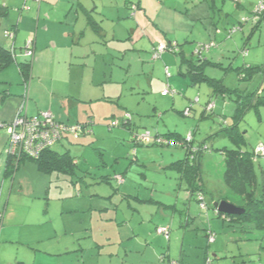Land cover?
Returning <instances> with one entry per match:
<instances>
[{
    "label": "rangeland",
    "instance_id": "rangeland-1",
    "mask_svg": "<svg viewBox=\"0 0 264 264\" xmlns=\"http://www.w3.org/2000/svg\"><path fill=\"white\" fill-rule=\"evenodd\" d=\"M236 1L185 0L189 12L205 8L206 14L196 16L180 8L177 0H152L153 12L160 10L156 22L165 33L163 41L166 44L175 42L180 56L164 52L158 60L151 61L149 49H142L143 45L140 43V40H144L143 34L137 35L134 43L125 37V41L128 42L126 46L131 52L126 58L121 57L120 53L111 54L106 50L91 54L85 57V60H74L70 57L65 66L66 72L70 69L75 75L74 78H77L81 71L86 70V77L93 81L95 90H99L94 102L95 110L107 116H104V119L103 116L98 117L103 120L97 121L91 127L93 134L81 136L78 140L70 137L73 144H66L65 149L56 147L53 149L60 155L69 151L70 156L75 158L76 166L66 169L67 171L61 166L62 161L55 162L53 166L44 165V169H41L38 164L22 159L18 164L14 163L15 169L9 176L3 178L4 159L7 158V149H4L0 159V194L41 196L44 202L49 203L48 218L53 219L55 235L57 232L61 233L62 224L69 221L70 229H75V223L82 218L85 224L92 222L96 229L100 225L110 224L109 222L117 224L116 238L119 240L121 224L125 219H129L131 215L142 216L149 223L150 215L154 216L158 209L170 210L168 207L174 205L177 195L185 194L186 189L191 188L188 187L186 176L180 172L183 180L180 179L177 171L163 167V158H160L162 152H169L165 155L172 154L174 158L180 156L179 159L183 160L185 149L172 146L136 147L137 154L139 151H145L146 156L141 161L136 155L134 163L131 156L133 147L130 143L132 136L148 131L153 136L154 134L170 136L177 133L181 137L173 136L174 138L185 139L187 134H192L189 143L185 142V148H189L190 151L194 149L204 151L200 152V157L194 165L197 167L199 164L197 183L202 186L203 199L199 198L204 200L201 207L206 209L200 210L201 214H196L197 216L191 212L188 226L185 222L181 227L179 225L173 227L169 241L159 236L165 245V251L157 256L160 264L161 258L167 255L166 247L172 243L170 255L172 258L169 256V259H178L179 252L183 251L182 264H199V254L207 249L211 257L216 256V260L213 259L215 264H264V228L259 229V224H255L257 222L223 220L217 217L213 210V203L228 202L234 198L222 177L223 151L236 148L226 131L227 127L234 123L236 105L233 101L236 97H230L224 105L221 97L211 98L213 91L207 85L199 84L193 87L188 78L181 74L186 73L185 68L181 67V59L195 62L196 57L193 54L197 46L216 42L220 46L210 50L205 56L223 53L219 55L220 67L204 66L202 73L209 78L220 80L229 89L254 93L253 101L258 95L264 96V90H260L261 81L254 85L240 81L237 77V70L249 64L259 49L258 43L262 39V33L260 30L250 31V26L246 24L242 31H238L230 39L226 38L228 30L232 28L231 25H237L239 19L245 18L248 14L239 13L240 8L234 3ZM126 19L133 23V29H137V20H132V17ZM118 37L116 39L121 38L120 35ZM110 39L108 38V43H111ZM105 45L102 41L103 49ZM157 47L158 45L154 49ZM242 50H247V57L241 56ZM130 57L139 58L143 65L129 63ZM144 57L146 58L142 61ZM123 63H127V66ZM81 64H86V67ZM165 69L169 71L168 79ZM57 73H62L58 66ZM112 84L114 90L111 94ZM169 87L175 94L161 97V91ZM103 93L110 98H103ZM197 97L200 102L194 108L192 118L184 117L183 110ZM208 97L214 102L215 109L212 115L203 116V107ZM126 112L133 116L131 125L123 131L121 127L108 130L107 123L113 120L121 121ZM236 131L245 138V144L239 146L241 151L251 152L259 143L264 146V107H257L255 101L238 121ZM201 144L206 145L210 151L206 152ZM255 172L257 176L255 192L264 199V160L259 159L255 163ZM190 174V179L194 178L192 171ZM114 175L121 176L124 182H128V193L118 192L119 187L115 185L117 182L111 181ZM252 189L250 187L247 191L251 193ZM242 198L246 201L244 197ZM160 203L163 206H160ZM245 203L247 204V201ZM40 204L43 202L38 201V204H35L36 208H39ZM183 209H185L183 212H176L177 219L180 218L179 215L185 216L186 208ZM65 211H70V214H65ZM205 214H208L206 219ZM114 218L115 223L112 221ZM141 230L145 233L146 227H142ZM208 231L216 235V241L209 246L206 236ZM88 233L93 234L92 231ZM76 234L80 235V232Z\"/></svg>",
    "mask_w": 264,
    "mask_h": 264
},
{
    "label": "crops",
    "instance_id": "crops-1",
    "mask_svg": "<svg viewBox=\"0 0 264 264\" xmlns=\"http://www.w3.org/2000/svg\"><path fill=\"white\" fill-rule=\"evenodd\" d=\"M177 1L180 8L189 12L185 0ZM133 2L138 5L134 16L130 15L129 9ZM234 3L240 8L239 13L243 15L253 9L256 0H237ZM159 11L153 12L152 0H40L39 3H27L24 0H0V50H4L8 57L4 62L1 59L0 63V124H7L13 120L24 97V112L28 117L48 111L57 121L66 124H77L88 119L92 120L93 124H96L97 121L102 122L107 115L100 114L95 110L94 102L99 90L96 91L93 81L86 77V70L81 71L79 77L74 78L75 75L71 73L70 69H68V73L66 72L65 66L70 57L74 60H82L104 50L111 54L116 53V55L120 53L121 57L126 58L131 52L126 46L128 42L125 41V37L134 43L135 37L143 34L146 42L140 40L143 45L142 49H149L151 61L158 60L159 58L153 59L154 48L159 44L166 45L163 41L165 33L156 22ZM189 13L200 16L205 13V8H201L199 11L192 10ZM127 17L137 20V29H133V23L128 21ZM261 25L264 26V24ZM9 31L14 32L12 39L6 36V32ZM218 31L217 34H219ZM260 32L262 39L258 43L259 49L252 57L251 62L238 70L242 72L245 67L250 72L249 84L257 85L261 81L260 90H264L262 69L264 27L260 29ZM119 35L121 38L116 39L119 38ZM108 38H111L109 41L111 43H108ZM102 41L106 44L105 49H103ZM28 42L31 43L32 57L25 56V47ZM109 44H115V46L108 47ZM131 45L135 48L133 44ZM221 54L223 53L205 58L219 63ZM145 58L141 60L143 61ZM216 59L217 61H215ZM128 62L137 66L142 64L140 59L135 57H130ZM21 64L28 65L26 77L22 76L19 71ZM123 64L127 66V63ZM12 65L15 67H11ZM56 66L61 68L62 73L56 74ZM82 66L86 67V64ZM229 68L232 70V66ZM128 69H130V64H128ZM166 71L169 74L168 69H165ZM169 77L167 76V79ZM25 79L26 81H24ZM112 86L114 84L111 85V94L114 90ZM162 92L164 91L162 90L161 94ZM103 94V98H110L105 93ZM167 96L169 95H161L163 98ZM101 116H103L102 120L98 118ZM125 129L122 127V131ZM4 131L0 128V159L4 149H7V134ZM170 135L181 137L177 133ZM66 144H73V142L67 138L56 148L65 149ZM67 152L69 153V151ZM165 153L169 152L160 154V158H163V163L161 162L163 167L177 171L175 164L183 161L185 157L181 160L180 156L174 158L172 154L166 156ZM136 155L142 161L146 152L139 151ZM4 160L6 165L7 158ZM177 172L182 179L181 173ZM115 185L119 187V193L122 191L128 193V182ZM232 195L234 198L225 202L238 208H244L246 201L242 197ZM259 196L260 194L256 192L255 197ZM195 197V195L192 196L191 189H186L185 194L177 195L174 205H169L170 210L158 209L154 216L150 215L149 223L142 216L131 215L121 224L122 229L118 240L116 238L117 224L109 222L110 224L100 225L96 229L92 222L85 224L82 218L75 223V229H70L68 221V223L62 224L61 233L56 231L55 235L53 219L48 218L49 203L44 202L41 196L0 194V213L2 214L0 264H160L157 256L165 251V245L162 244L159 235L155 233L156 228L169 226L171 230L176 225L181 227L185 222L188 226L191 212L195 216L201 214ZM38 201H42L43 204L36 208L35 204H38ZM77 201L80 202V200ZM160 206H163L162 203ZM183 208H186L185 216L179 215L180 218L177 219L176 212H183L185 210ZM213 210L218 217L217 210ZM201 211L203 210L201 209ZM65 212V214H70V211ZM207 215H204L205 219ZM146 216L149 218L148 215ZM115 220L116 218L112 219L114 223ZM142 227H146L145 233H142ZM76 231L80 232V235H77ZM89 231H92L93 234H89ZM58 234L60 235L57 236ZM172 244H168L166 247L167 255L164 259L161 258V264H167L170 260ZM110 245L114 247L108 248ZM105 246L107 249L102 250L101 248ZM182 252H179V258L176 260L182 261ZM204 256L205 252L199 254V264H203ZM212 258L216 260V256H212Z\"/></svg>",
    "mask_w": 264,
    "mask_h": 264
},
{
    "label": "trees",
    "instance_id": "trees-1",
    "mask_svg": "<svg viewBox=\"0 0 264 264\" xmlns=\"http://www.w3.org/2000/svg\"><path fill=\"white\" fill-rule=\"evenodd\" d=\"M198 1L199 2H208V0H198ZM257 1L258 0H256V4H257ZM256 4H255V6H256ZM132 7H135V10H133ZM254 7H253V9H254ZM129 9L131 11V15H134L138 10L137 3H135V2L131 3L129 6ZM253 9L250 12H248V14L246 15L247 18L251 17ZM240 19H239L237 25H235V24L232 25V28H230L228 30L227 36H226L227 38L230 39L232 37V35H234L238 31H242L243 26L246 24H248L250 26V29H251L250 31L260 30L261 28L264 27L263 25H261V24H263L262 22L261 23H259V22L253 23L252 21H248L246 23H241ZM229 32H231V34H229ZM210 44L214 45V47L212 49H215L218 47V45L215 42H209L206 45H210ZM204 46L205 45H199L195 48L194 54H193V56L196 57L195 62H191L189 60L181 59V61H180L181 67L183 66L186 70V73H184V74L181 73V74L184 75L186 78H188L190 85L193 87H195L199 84L207 85L213 91L214 97L212 96L211 98L221 97L223 100L225 99L223 101L225 103L224 105H226V101L228 100V98H230L232 96L236 97V99L233 101V102H235V105H236V109H235V113H234V117H233L234 123L232 124V126L227 127V129H226L229 139L236 146V148L233 150L223 151L224 173H223L222 178H223L225 185L227 186V188L229 189V191L232 194H234L236 196H240V197L242 196L247 201L246 206L244 208H242V209H244L243 215L237 216V217H228V216L218 214V217L223 218V220L227 219L229 221H236V222H247V223L257 222L255 224H259V226L261 228V227H264V200L262 198V195H260L258 198L255 197V193H256L255 187H257V176H256V172H255V163H257L259 159L264 160V157L261 156V154L259 152H256V149L262 144L259 143L258 145H256L251 152L241 151L239 149V146L245 144L244 143L245 138L243 136H240L236 130H237L238 121L242 118V115L244 114V112L247 111L249 108H251V106H253L255 101H256L257 107H261V106L264 107V96L258 95L257 98H255L256 100L253 101V98L255 96L254 93H249V92L247 93V91L241 92L237 89H229V88L225 87L221 83L220 80L209 78L208 76H205L201 71L204 66L216 68V67H220V63H214L211 61V59L208 60L205 58L206 57L205 54L210 52V50H212V49H210L209 51H206L205 49H203ZM166 47L168 48V50H167L168 52H170L174 55L180 56V52L177 49L178 46L175 42L166 44ZM240 54L242 55V57H246L248 53H247V50H242L240 52ZM0 55H1L0 56V63H1V59L4 62L5 58H8L7 54L4 52V50H0ZM27 66L28 65H26V64L19 65V71L21 72L22 76L26 77ZM263 66H264V63H263ZM240 70H237L238 79L242 80V81L250 82V80H251L250 76H249L250 72H248V70L245 67L243 68L242 72H240ZM246 73H247V75H246ZM263 73H264V69H263ZM24 81H26V79ZM167 91H168L167 95H169V94L174 95L175 94V91H170V88H167ZM195 100L196 99H194L193 101H190L188 106L183 110L182 115L184 117L192 118V116H193L192 112H193L194 108L200 102L198 97H197V102ZM211 104L214 105V102H211L208 99L205 106L203 107V112H202L203 116L212 115V113L215 109V105H214L212 111L207 110V107ZM186 111H187V115H185ZM127 117H129V118H127ZM132 117H133L132 114H130L129 112H126L121 121L113 120L112 122L107 123V128H108V130H112L114 128H119V127L128 128L132 123ZM57 122H59V121H57ZM60 123H62V122H60ZM93 123L94 122L92 120H89L86 122H80L77 124L62 123V124L67 125V126H76V125L87 126V128L90 130V133L83 131L82 134H80L78 136L68 134L64 137V139H62V141L60 143L51 147L50 149L45 150L36 159L27 158L26 156H20L19 158H13V157L11 158L7 154V162L5 165L4 177L9 176L12 173V170H14L16 167V165H14V163L18 164L22 159H28V160L38 164L39 168H41V169H44V167H43L44 165L46 166L48 164H51V166H53V164H55V162H59V161L63 162L61 166L62 167L64 166L63 168L65 170L71 169L72 166H76L75 158L69 156L68 152L60 155V154L54 152L53 149L55 147H57L59 144H61L64 140H67V138L70 139V137H71L74 140H78L81 136H86V135L92 134V128L91 127L94 125ZM224 124H225V122H224ZM1 126L2 127L5 126L4 123L0 124V128H1ZM145 132H148V131H145ZM142 133L134 134L132 136V139L130 142L132 147H133L132 152H131V156L133 157V162L134 163L136 162V147L147 148V147H153V146H160V147L172 146V147H180V148L185 149V159L183 161L177 162L175 165H176L177 171L181 172L184 177L186 176V178H188V187L192 188V189L190 188L192 191V196L195 195L196 196L195 198H197V207L200 208V210L201 209L205 210L201 207V204H203L204 202L199 198V197H201L203 199L202 186L199 183H197V181H198L197 172H198L199 164H197V167H195V165H194L196 160L198 161V159L200 157V155H199L200 152H204V151H198L196 153H193L192 151H190L189 148L187 149V148H185V146L180 145V143L182 141H184L185 139L174 138L172 135L165 136V135H157V134L155 135L154 134V136H153L150 132H149V134L151 136L150 142L142 143V142L137 140V138H139L142 135ZM158 139H160V140H158ZM163 141H165V143H163ZM7 144H8V137H7ZM202 148H204L206 152H209V149L206 145H202ZM191 171L194 173V178L190 179ZM111 181L117 182V185H121L124 182L123 178L121 176H118V175H114L111 178ZM250 187L253 188L251 193H249L247 191V189H249ZM149 203H151V201ZM1 221H2V214L0 213V225H1ZM163 227H165L167 229L168 237L166 238L164 235H159V236H161L165 240L169 241L170 231H171L170 227L169 226H163ZM157 228H156V230H157ZM210 235L213 236L214 241H215V237H216V235L213 232L208 231V233L206 235L207 239H208V246L210 244V242H209V236ZM162 259H164V257ZM206 260H210L212 264H215L213 262V258L210 256L208 249L205 250V256H204L203 264H205ZM171 262H178L179 264H181L180 260H178V261L177 260H169L167 264H170Z\"/></svg>",
    "mask_w": 264,
    "mask_h": 264
},
{
    "label": "built area",
    "instance_id": "built-area-1",
    "mask_svg": "<svg viewBox=\"0 0 264 264\" xmlns=\"http://www.w3.org/2000/svg\"><path fill=\"white\" fill-rule=\"evenodd\" d=\"M24 2H35L39 3L40 0H24ZM135 10V7H132ZM134 16V15H133ZM252 21L253 23L262 22L264 24V0H258L256 6L252 11L251 17L242 18L241 23ZM231 34V32H229ZM8 38L14 37V32H6ZM214 47L213 44L205 45L203 49L209 51ZM168 48L164 44H159L154 50L153 59L160 58L161 54L167 51ZM196 53V52H195ZM198 53V52H197ZM25 56L32 57L33 51L31 49V43L28 42L25 47ZM264 69V66H263ZM169 76L168 72H165ZM168 94L167 90L162 92V96ZM197 102V99L195 100ZM25 97L19 106L13 120L5 126H1V129L6 131L8 137L7 154L11 158H19L20 156H26L27 158H38L45 150L57 145L64 139L68 134L78 136L83 131L90 133L87 126H67L60 122H57L54 116L50 112H40L36 116L28 117L24 112ZM214 105L211 104L207 107V110L212 111ZM187 115V111L185 112ZM129 118V117H127ZM192 134H187L185 140L180 143L181 146H185V142L189 143ZM138 141L142 143H148L151 140L149 132H145L139 138ZM160 140V139H158ZM165 143V141H163ZM171 143V142H170ZM176 144V143H175ZM193 153L198 150H192ZM256 152H259L264 157V146L260 145ZM1 226V225H0ZM156 233L158 235H164L168 237V231L165 227L160 226L157 228ZM214 238L212 235L209 236V242L212 243ZM170 264H179L178 262H171ZM205 264H212L210 260H206Z\"/></svg>",
    "mask_w": 264,
    "mask_h": 264
},
{
    "label": "water",
    "instance_id": "water-1",
    "mask_svg": "<svg viewBox=\"0 0 264 264\" xmlns=\"http://www.w3.org/2000/svg\"><path fill=\"white\" fill-rule=\"evenodd\" d=\"M213 208L217 210L219 214L229 217H237L244 214V209L235 207L225 201L214 203Z\"/></svg>",
    "mask_w": 264,
    "mask_h": 264
}]
</instances>
